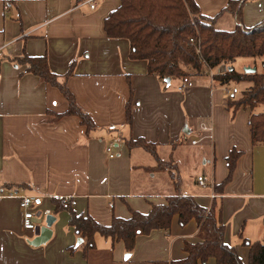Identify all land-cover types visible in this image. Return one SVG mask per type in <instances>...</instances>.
I'll use <instances>...</instances> for the list:
<instances>
[{"label": "crops", "instance_id": "0c3cea01", "mask_svg": "<svg viewBox=\"0 0 264 264\" xmlns=\"http://www.w3.org/2000/svg\"><path fill=\"white\" fill-rule=\"evenodd\" d=\"M120 1L94 0L91 8L87 0H0V264L183 259L184 243L199 240L195 220L179 226L175 215L168 229L137 236L131 252L121 241L100 235L94 248L84 251L83 238L69 223L70 211L55 210L53 198L108 225L113 217H129L131 210L147 213L175 194L168 170H157L156 158L143 147L126 145L125 140L137 138L154 144L162 162L175 165L181 195L205 207L216 203L224 242L246 264L249 248L243 240L264 242V145L252 143L249 109L228 108V97H237L233 87L220 84L209 71L193 77L185 91L177 89L182 80L167 83L149 75L145 60L129 58L126 39L109 38L104 31L105 17ZM194 1L201 14L216 16L217 29L249 28L264 19V0H245L241 22L228 11L218 15L230 0ZM23 54L46 56L94 129L87 130L75 115H63L67 100L57 87L24 71L16 61ZM201 123L212 128L211 139L203 137ZM193 139L199 141L192 144ZM109 142L113 157L106 151ZM232 149L240 155L231 178L220 186ZM185 168H191L190 176L184 177ZM200 175L207 187L198 184ZM25 194L35 196V226L45 225L46 211L54 216L51 235L40 245L30 243L34 229L22 226L18 195ZM206 264L216 263L210 258Z\"/></svg>", "mask_w": 264, "mask_h": 264}, {"label": "trees", "instance_id": "16d2710c", "mask_svg": "<svg viewBox=\"0 0 264 264\" xmlns=\"http://www.w3.org/2000/svg\"><path fill=\"white\" fill-rule=\"evenodd\" d=\"M244 1L230 0L218 15L228 11L237 22H241ZM215 18L201 14L194 0H121L118 7L105 17L103 28L109 38L126 39L129 42V58L145 60L147 73L160 80H185L201 76L208 69L224 63L227 70L215 73L214 79L222 85L248 83L246 88L238 92V97H228L227 107H233L234 110L239 107L249 109L252 143L264 145V110L255 111L264 105V71L258 72L255 67L253 72H237L230 65L238 57L264 58V19L249 28L237 25L232 30H223L214 27ZM190 37L198 40L199 53L189 41ZM16 61L25 65L24 71L33 73L59 89L68 103L63 115L77 116L87 130L95 128L92 118L77 104L65 82H60L59 75L50 70L46 56L23 54ZM131 117V109L127 106L128 123ZM125 142L129 148L141 146L150 152L157 161L155 168L168 170L176 193L168 196L164 203L152 205L147 213L131 210L129 217H113L108 225L97 222L90 215L76 214L67 204L53 198L55 210L70 211L69 223L75 233L83 238L84 251L94 248L95 236L100 235L121 241L126 251L131 252L137 236L147 235L155 229H168L176 215L179 226L195 220L199 240L185 242L183 250L186 256L168 264H206L210 258L216 264H244L236 249L224 242L225 225L216 203L213 201L209 207H205L192 196L181 195L178 192L180 179L175 165L162 162L154 144L142 138L127 139ZM239 155L240 151L230 150L226 157L228 174L220 186L231 178ZM243 244L249 248L246 264H264V242L244 239Z\"/></svg>", "mask_w": 264, "mask_h": 264}, {"label": "built area", "instance_id": "2783aa9c", "mask_svg": "<svg viewBox=\"0 0 264 264\" xmlns=\"http://www.w3.org/2000/svg\"><path fill=\"white\" fill-rule=\"evenodd\" d=\"M94 0H87V2H89V6L91 8L94 7ZM189 41L195 46V49L198 51L199 50V42L196 38L194 37H190ZM218 72H225L227 70L226 66H221V69L216 68ZM217 71L215 72V70H210V76H214L215 73H217ZM193 86V82L191 79H185L182 80L178 86L177 89L179 91H185L188 90L190 87ZM232 93H237L238 89L236 87H233L231 89ZM199 128L206 132L207 134L203 137H206L208 139L212 138V128L210 126H206L205 124H199ZM199 140L197 139H193L191 140L192 144L197 143ZM113 142H109L108 145L106 146V151L109 155V157H113L114 156V152H113ZM197 182L200 186L202 187H207L209 184L207 183L206 179L200 175L197 177ZM19 198V207L23 212V217H22V226L24 229L27 230H33L35 228V222L33 221V217H34V213L33 210L31 209V205L34 204L35 202V196L33 195H18ZM71 204H74L75 201L71 200L70 202ZM45 213H49L48 211H46Z\"/></svg>", "mask_w": 264, "mask_h": 264}, {"label": "rangeland", "instance_id": "374dc122", "mask_svg": "<svg viewBox=\"0 0 264 264\" xmlns=\"http://www.w3.org/2000/svg\"><path fill=\"white\" fill-rule=\"evenodd\" d=\"M251 0H247V2H250ZM194 46V45H193ZM195 48V46H194ZM196 50V49H195ZM196 52L199 53V50ZM230 65L232 66V68H234L237 72H246L248 70V68H255L256 67V71L258 72H262L264 71V58L263 57H238L237 59H235L233 62L230 63ZM221 66H225V64H220L218 66H216V68L221 69ZM216 68H211L212 70H215V72L217 71ZM211 69H208L209 72ZM218 73V71H217ZM193 77H189L187 79H191L192 80ZM230 88L232 87H236L238 89V92H240L242 89L246 88L248 86V83L246 82H231L229 84ZM234 94V96H239V93ZM264 110V105L259 106L258 108L255 109L256 112L258 111H263ZM190 133L192 134L191 130ZM188 135V134H186ZM200 162L201 160H199L196 164V166H200ZM207 171H208V166H205ZM191 168H186L183 170V175L184 177H187V175L190 176V170ZM204 172V171H203ZM207 174H205L206 176ZM207 181V180H206Z\"/></svg>", "mask_w": 264, "mask_h": 264}, {"label": "water", "instance_id": "95a60500", "mask_svg": "<svg viewBox=\"0 0 264 264\" xmlns=\"http://www.w3.org/2000/svg\"><path fill=\"white\" fill-rule=\"evenodd\" d=\"M255 68H248L246 72H253ZM165 82L169 83V78L164 80ZM54 221V216L51 214H47L45 216V225H36L34 228V238L30 241L32 245H40L47 241L51 235L50 226ZM82 239L78 238V242H81ZM128 255V254H127Z\"/></svg>", "mask_w": 264, "mask_h": 264}]
</instances>
